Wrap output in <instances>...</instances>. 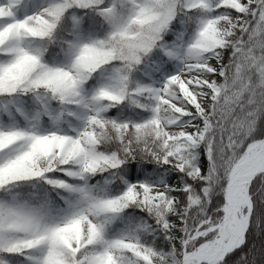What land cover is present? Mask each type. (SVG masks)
Segmentation results:
<instances>
[{"label": "snow or ice", "instance_id": "obj_1", "mask_svg": "<svg viewBox=\"0 0 264 264\" xmlns=\"http://www.w3.org/2000/svg\"><path fill=\"white\" fill-rule=\"evenodd\" d=\"M0 264H264V0H0Z\"/></svg>", "mask_w": 264, "mask_h": 264}]
</instances>
